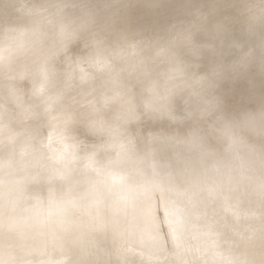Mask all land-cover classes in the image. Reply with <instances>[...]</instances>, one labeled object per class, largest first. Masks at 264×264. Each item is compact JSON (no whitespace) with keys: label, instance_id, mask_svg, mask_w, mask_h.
Wrapping results in <instances>:
<instances>
[{"label":"clouds","instance_id":"9594fccd","mask_svg":"<svg viewBox=\"0 0 264 264\" xmlns=\"http://www.w3.org/2000/svg\"><path fill=\"white\" fill-rule=\"evenodd\" d=\"M0 10V264H264V0Z\"/></svg>","mask_w":264,"mask_h":264},{"label":"bare ground","instance_id":"6f19581e","mask_svg":"<svg viewBox=\"0 0 264 264\" xmlns=\"http://www.w3.org/2000/svg\"><path fill=\"white\" fill-rule=\"evenodd\" d=\"M3 11H0L2 13ZM3 13L1 14V16ZM122 183V177L120 175H112L108 178V184L119 190V186ZM8 195L9 202L11 204L15 203L14 200V192L13 190H3L0 189V196ZM60 209L56 207H43L37 204L35 200H33L32 205L27 206L25 210H22L21 213L15 217L16 224L21 228L35 227L38 229H42L49 221L51 217L56 216L59 213ZM158 223L157 229L161 237L165 235V233H171V221L167 218L166 213L161 207L160 211H158ZM164 232V234H163Z\"/></svg>","mask_w":264,"mask_h":264},{"label":"rangeland","instance_id":"374dc122","mask_svg":"<svg viewBox=\"0 0 264 264\" xmlns=\"http://www.w3.org/2000/svg\"><path fill=\"white\" fill-rule=\"evenodd\" d=\"M0 11H2V10H0ZM2 13H3V12H2ZM2 13H0V16H1ZM160 209H161V208H160ZM160 209H159V211H160ZM163 234H164V232H163Z\"/></svg>","mask_w":264,"mask_h":264}]
</instances>
